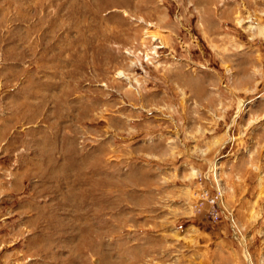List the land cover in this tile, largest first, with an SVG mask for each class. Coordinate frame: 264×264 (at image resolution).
<instances>
[{"label":"rangeland","instance_id":"1","mask_svg":"<svg viewBox=\"0 0 264 264\" xmlns=\"http://www.w3.org/2000/svg\"><path fill=\"white\" fill-rule=\"evenodd\" d=\"M214 182L243 188L242 244L203 235L186 261ZM246 256L264 264V0H0V264Z\"/></svg>","mask_w":264,"mask_h":264},{"label":"crops","instance_id":"2","mask_svg":"<svg viewBox=\"0 0 264 264\" xmlns=\"http://www.w3.org/2000/svg\"><path fill=\"white\" fill-rule=\"evenodd\" d=\"M248 74H246V76L251 77ZM242 194H243V188H241V185H239L236 182L231 183L229 190L227 191V196H224L225 207L228 208L229 210H232L233 212L234 211L236 212L237 210H239V208H241V205L246 204L245 197ZM223 223L226 224L223 221H219L217 224L211 223V225L203 221L202 222L193 221L191 224H188V226H191L197 229V234L199 236L193 238V241L190 242L192 243L191 247H189L191 251H189L188 254L185 255V257L182 255L181 258L185 259L186 261H190V262H195L196 260L199 259V255H202L203 252L205 251L201 246L203 245L204 242L202 243V241H200V238L202 239V237L200 236H203V235L215 241V243H213V246L211 247L212 251H215L218 254L220 252V246H222L223 248V244L226 242L225 244L227 245V248H228L227 250L232 253L233 251L231 248L233 247V243L236 244L235 240L231 236L228 239L226 238L225 235L221 238L220 237L221 235L216 230V229H219L217 225H222ZM202 240H204V238ZM206 251L209 252L208 249ZM229 252L228 254H230Z\"/></svg>","mask_w":264,"mask_h":264},{"label":"built area","instance_id":"3","mask_svg":"<svg viewBox=\"0 0 264 264\" xmlns=\"http://www.w3.org/2000/svg\"><path fill=\"white\" fill-rule=\"evenodd\" d=\"M212 174H214L212 172ZM213 196L210 198V210L209 216L210 218L215 221H224L230 231L231 237L242 244L243 235H242V228L239 225L238 221L235 218V215L232 210H229L225 207L224 204V195L221 186L217 183H213ZM247 264H250V258H246Z\"/></svg>","mask_w":264,"mask_h":264},{"label":"bare ground","instance_id":"4","mask_svg":"<svg viewBox=\"0 0 264 264\" xmlns=\"http://www.w3.org/2000/svg\"><path fill=\"white\" fill-rule=\"evenodd\" d=\"M152 36H154V35H152ZM155 37H156V36H155ZM152 38H153V37H152ZM153 39H155V38H153ZM162 43H163V42H162ZM162 46H164V43H163ZM158 47H160V46H158ZM153 52L155 53V51H153ZM243 102H244L243 100L240 101V103H239V107H238V110H237V112H236L237 114H238V113L240 112V110L242 109V107H243ZM237 114H236V115H237ZM246 257H248V260H249V256H246Z\"/></svg>","mask_w":264,"mask_h":264}]
</instances>
